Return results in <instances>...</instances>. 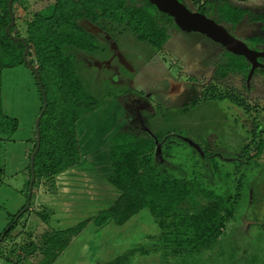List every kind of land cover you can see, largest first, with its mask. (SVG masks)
<instances>
[{"label": "trees", "instance_id": "16d2710c", "mask_svg": "<svg viewBox=\"0 0 264 264\" xmlns=\"http://www.w3.org/2000/svg\"><path fill=\"white\" fill-rule=\"evenodd\" d=\"M8 1L0 0V137H11L17 129L16 120L4 112L2 72L20 66L26 67L22 58L24 45L12 41L5 32L10 23ZM138 1L93 0L92 4L83 6L82 0H54L50 16L34 14L32 20L25 24V36L15 35L23 38L29 46L28 57L37 68L47 101L46 111L39 124L40 148L34 160L33 191L43 187L46 193L56 194V176L82 161L77 123L117 96L108 82H97L95 74L89 71L93 65L81 68L83 65L80 60L78 61L77 53L87 56L104 54L106 46L88 33L80 21L88 19L102 21L107 27H122L156 52L161 51L168 40L166 27H175L173 19L158 12L148 0H143V3ZM190 2L195 12L202 13L221 25L235 26L242 21L245 14L243 9L232 7L225 0ZM15 3L16 0L12 4L13 14ZM213 11L216 15L211 14ZM256 20L261 21L264 27V14L256 16ZM15 29L16 25L10 30L11 33H14ZM258 43L264 44V40L261 39ZM225 54L228 56L225 64L229 63V67L224 66L219 71L223 75L229 71L244 76L249 65L245 59L229 52ZM32 76L39 88L33 73ZM103 93L108 97L105 100L101 98ZM42 106L41 95L40 111ZM7 141L0 138V175L5 171L4 155ZM34 148L35 139L32 151ZM153 150L154 144L151 142L139 143L130 140L111 152L112 167L117 172L129 176L127 181L123 182L116 179L118 187L123 183L119 198L111 207L90 218V222L98 228L108 223L122 225L146 209L157 219L172 220L168 225L158 221L161 230L157 236L162 240L161 256L164 260L171 256L179 257L186 247L189 252L192 250L196 251L195 253L209 248L223 234L227 223L233 217L232 206L240 199L244 176L240 175L233 196L221 197L213 191L203 189L201 185L197 186L195 182L176 178L167 170H163L154 161ZM30 177L29 170V182ZM197 195L208 200V203L197 208L192 207L189 211L180 207L184 202L192 201ZM27 196L28 187L26 198ZM33 196L34 193L31 203ZM30 208L31 205L28 210ZM24 213L17 221H14L17 215L10 216L12 226L0 234V238L3 236L0 255L2 243L10 237V233ZM79 227L61 231L56 242L47 241L42 243L41 247L32 250L40 254L41 258L37 264L54 263L70 245L71 240L78 235L81 230ZM169 246L172 248L166 251L165 248ZM160 252L146 253L159 255Z\"/></svg>", "mask_w": 264, "mask_h": 264}, {"label": "rangeland", "instance_id": "374dc122", "mask_svg": "<svg viewBox=\"0 0 264 264\" xmlns=\"http://www.w3.org/2000/svg\"><path fill=\"white\" fill-rule=\"evenodd\" d=\"M227 1L233 6H253L264 2V0H253L252 2L249 1L248 4L242 5L238 3L237 0ZM82 3L91 4V0H83ZM53 6L54 0H16L14 6L16 25L14 35L24 37L26 22L32 20L34 14H39L43 17L50 16L53 11ZM223 25L230 30V26L226 24ZM182 34H184L190 42H195L193 44L196 46L200 45L203 47L206 41L212 51L215 50V43L203 35L197 33ZM243 34H246V30L239 27V35ZM237 37L244 40L241 36ZM131 40L126 36V40L123 41V38H121L118 43L123 46L124 49L125 47H130L127 46L130 42L135 46L144 44L134 40H132V42ZM170 43H165L162 49L166 51V48L170 49L171 46L174 47V45ZM145 48L150 50L148 46ZM194 51L199 56L201 55L200 47L194 46ZM207 51L208 50L204 51V55ZM77 54H79V58L77 59H79L83 65L81 66L82 69L90 67L94 62L92 58L80 53ZM132 56H127V60H132ZM164 57V60H173L171 56ZM138 62L142 64V69L145 68L151 74L157 72L163 75L164 73V65L162 63L165 64V62H163L160 57H155L153 60L149 61L145 60L143 56L138 59ZM139 64L137 66H139ZM161 64L163 67L160 71L157 67H160ZM166 66L172 67L168 62ZM170 71L175 78L180 80L181 76L177 70L170 69ZM106 73L109 74L108 71H106ZM140 75L141 76L138 77L142 79V72H140ZM182 77L186 78V76ZM241 78V76L233 75L224 81L227 82L228 86L231 85L235 87L236 93L242 94L243 98L241 99L244 102V107L241 108L247 113L252 109L259 108V106L257 102H255L257 98L253 99L250 95H247L243 85L240 83L238 84ZM205 80L208 81L205 82ZM197 82L201 85L198 89V99L195 102L200 110L199 125L196 127V122H194L197 110L194 112L191 111L192 113L190 114H181L180 116H183V118L179 117L178 120L176 117L173 119L174 114L170 109L166 108L163 109V113L159 112L158 115L162 116L164 119L160 127L161 132L156 131V128L152 127V135H147L154 141L150 140L155 146L153 157L159 167L163 170H167L169 167L168 171L172 176L195 182L197 186L201 185L203 189L213 191L218 196H233L236 193L237 181L240 175L244 176V185L240 193V199L232 206V208H234L233 217L227 223L224 234L219 236L209 248L197 253L192 250L189 252L186 247V250L179 255L181 262H178L176 257L173 258L172 256L164 260L161 256L162 240L159 239L160 236H157L159 231L157 226L158 223H155L154 219H149L148 217L146 220L143 219L140 221L139 216L141 214L142 216H154L145 209L131 217L129 219L130 222L125 224L129 226V232L125 231L127 230L124 229L126 227L119 228L114 224L108 225L102 231L93 228L91 226L92 224L88 226H85V223L82 224V226L81 224L77 225L76 227L81 226L79 230L80 228H84L82 233L71 240L69 247L58 257L55 264H264V130H257L258 127L254 130L248 129V127L245 128V125L250 126L248 125L249 121L256 119L259 121L261 116L259 115L258 118H250V116L246 118L243 112L236 114V111L227 110L229 107L228 103H221L216 99L218 97L219 99L227 98V100H229L227 94L223 96L221 94L227 93V91L220 89L221 87L218 86V84L221 85L220 80H215V78H213L210 79L209 82V79L201 76ZM152 86L154 85L149 84V86H147L149 91L153 88L156 89V87ZM122 90L123 87L115 89V91L118 92ZM132 90H135L134 87ZM132 90L131 93L133 92ZM209 94H213L214 96L210 97ZM205 97L206 100L204 102L203 99ZM2 98L7 104L13 106L15 120L17 123L19 122L21 124L19 129L17 127L19 133L16 134L15 139L13 141H7L4 163L7 162L10 166L7 175L1 179L3 184L0 185V213L5 214L6 219L9 221L4 229L8 231L11 222L10 216L13 217L17 215L18 217L27 203L26 183L28 184L29 182L30 154L28 158H23V150L28 145L24 142V138L28 133L32 136L31 133L34 132V121L41 108V94L39 88L36 85L31 71L27 67L20 66L2 72ZM101 98L105 100L108 97L103 93ZM38 102L39 106H34L38 105ZM238 103L243 105V103L239 101ZM185 125L188 127H184ZM141 126L144 127L145 124L142 123ZM163 135L166 137L169 136V138L177 142H168V146L162 148L160 143L162 142ZM125 137L127 136L125 135ZM138 138L142 139L144 135H139ZM123 139V135L112 136L109 146L100 147L101 151H107L108 156H110L111 152L116 147L122 145L126 141L133 140L130 137L122 144L116 146L112 151H109L114 145L123 141ZM140 143L147 142L140 141ZM193 144H197L200 149ZM158 148L160 149L158 150ZM200 150L204 153L203 158H200L197 154ZM158 152L162 160L156 159L155 155ZM206 165H208L207 169L204 167ZM172 166H174V168H172ZM90 167L91 164H83L81 167L73 169L72 172L74 175L62 176V180L69 184L73 183L81 188L89 189L92 192L90 195L92 197L95 192L93 189L95 186L93 179L96 178H94L95 176L93 174L86 171ZM5 171H7L6 166ZM128 176V174L119 173L114 169L112 174L114 179L113 183L117 184L115 180L116 177L117 180L123 182V180L127 181ZM121 186H123V183L119 187L114 186V188L121 193ZM39 189L38 187L37 190L41 193V189ZM37 197L38 195L33 196L30 210L20 217L7 241L13 242L16 236L23 235V228H29L31 223L37 224L39 220H46V217L41 212L44 211L45 214L51 213L50 209L44 210L36 207ZM207 203L208 200L197 195L192 201H186L180 207H182L183 210L189 211L192 207L197 208ZM59 215L68 216L66 223L74 219H76L75 221L86 220V215H75L67 212L58 213V216ZM92 215L93 214H90L89 217ZM41 216L43 218H41ZM154 217L156 218V216ZM156 220L158 222L160 219L156 218ZM160 221L168 225L172 220ZM56 227L57 225L55 228ZM123 232H126V234L120 236L119 233ZM149 233L150 236L148 237ZM36 237L41 239L42 236L39 235ZM101 238H104L106 246L99 245L101 244L99 241ZM23 247L24 246H21L22 249ZM171 248L172 247L169 246L166 247L165 250L168 251ZM114 249L123 250L122 252L124 253L119 255L114 254ZM153 251L161 252L159 255L146 253ZM33 253L34 252H30L28 255ZM37 254L39 253L37 252ZM13 255H15V251L12 246L10 250H8L7 256L9 259H12L14 257ZM36 257L38 256L36 255ZM23 261L24 260L20 261V259H18L19 264H31L30 262ZM11 262L15 264L14 261ZM0 264H3V260L0 261Z\"/></svg>", "mask_w": 264, "mask_h": 264}, {"label": "flooded vegetation", "instance_id": "af4514ba", "mask_svg": "<svg viewBox=\"0 0 264 264\" xmlns=\"http://www.w3.org/2000/svg\"><path fill=\"white\" fill-rule=\"evenodd\" d=\"M178 1L183 3L191 11H194L193 10L194 7L192 6L190 0H178ZM249 1L252 2L253 0H248V1L237 0V2L241 3L242 5L248 4ZM139 2L143 3V0H139ZM225 2L229 4L227 0H225ZM91 4H92V0H91ZM87 5H90V3L83 4V6H87ZM232 7H239L243 9L245 11L244 17L242 21L235 26L227 24V26L231 27L230 28L231 31L227 29L225 26L224 27L228 30V32L232 36L244 42L250 49L256 51H264V44L258 43L261 42V39L264 40L263 37L264 27L261 21L256 20V16L264 14V2L260 4H255L253 6L232 5ZM211 14L216 15L215 11L211 12ZM100 18L103 19L104 17H100ZM214 18H218V17L214 16ZM80 23L81 26L88 33H90L92 36H95L97 40L101 42L102 45L106 46V52L104 54L101 53L92 56H87V55L84 56L94 59V62L92 63L93 67L90 70V72H93L95 74V76L97 77V82L98 83H100V81L108 82L112 87L113 93L117 94V96L112 101L107 103L105 106L106 109H110L114 104H116L113 112L112 110H110V115L114 114V119L112 120L114 124H119V127L123 126L121 127V129L123 130L122 135L138 134V133H142L143 131L147 132L149 135H152L153 131L151 130L150 123L152 121L163 120V118H161L162 116L160 117L158 115L161 110L163 113L164 108H168L171 111H180L178 113L179 116L181 114L184 115L190 114L196 110H197L196 115H198L200 110L196 106L195 102L198 99V95H197L198 89L201 86L197 82L199 77L203 76V78L209 79V82L210 79L213 78H215V80H220L221 85L218 83L217 84L221 88L220 87L218 88L226 90L225 88H227L228 85L227 82H225L224 80L232 77L233 75H238V74H232L229 71L225 72V74L223 75L219 71L224 66L226 68L229 67V63L225 64V60L228 58V56L225 54V52L227 51L224 50L222 46L215 43V50L214 51H212V49L210 51L208 50L205 54L206 60L204 62H198L197 60L201 57V55L204 54V51L207 49H205L200 45L196 46L195 44L190 42L187 39V37L184 36V34H182L185 32L180 31L178 28H176V26L175 27L169 26L166 27L168 31L167 33L168 40L173 41V43H175L178 48L186 47L190 49L188 58L184 57L185 67L183 68V70L177 71L181 76V78L180 80H173L172 78L169 79L168 77H166V75H164L161 78L159 77V79H157L156 77L151 76L145 79L144 82L142 79L138 77L141 76L140 72L141 70H143L142 64H139L138 59L144 56L145 60L151 61L154 59L152 53H156V51L153 52L154 50H152L151 48L150 50L148 48L144 49L140 46H135L133 44H131L130 47H125L124 49V47L118 43L120 42L121 38H123V41L126 40V36L129 37V40L131 39L134 41H138V40L136 39V37L123 30L122 27H118V28L112 26L107 27L106 23L102 21H94L88 19H83L80 21ZM239 27H242L243 30L245 29L246 34L239 35ZM237 36H241L242 39H244L245 41L241 40V38H238ZM194 46L198 48L200 47L201 49L200 56L195 53ZM138 47H140L141 50L138 49ZM163 50L164 49H162L161 51ZM167 53H169V56L173 58V61H176L174 62L175 64L177 62H180V60L183 61L182 58H180L179 53L177 52L174 53L173 51H169ZM130 55L131 56L134 55L137 59L134 56H132L133 59L128 61L126 57ZM78 56L79 55H77V58H79ZM258 61L261 65L264 66V58H259ZM138 64L139 66H137ZM248 64H249L248 71L246 72V74L244 76L238 75L242 77L238 82V84L239 83L242 84L245 93H247V95H250L254 99L256 98L254 97V95L260 94V92L264 90V67L256 68L250 80H247L251 66L250 63ZM106 71H108L109 74H107ZM182 76H186V78H183ZM148 81L149 83L147 84ZM207 81L208 80H205V82ZM149 84L154 85L152 87H156V89L153 88L152 90L149 91V88L147 87V85ZM165 84H168V88L164 87ZM120 87H123L122 91L119 92L115 91V89H118ZM133 87L135 90H132ZM229 87H231V85ZM131 90L133 91L132 93ZM245 93L243 94L247 96ZM221 94L223 96L226 93H221ZM209 95L210 97L214 96L213 94H209ZM165 96L167 97V100ZM148 97L151 98L154 102L152 106H150V108H148V110L145 112L143 106L144 105L146 106L147 104L146 100L149 101ZM216 99H218V101L221 103L229 101L227 100V98L219 99L217 97ZM205 100L206 97L203 99V101L205 102ZM236 105L238 107H244V106H240L242 104L238 102H236ZM254 110L255 109H252L247 113L245 110H242V112L245 114L246 118L249 116L250 118H255V117L258 118L259 114L257 113V111L254 112ZM236 114H239L238 110ZM261 122H262L261 119L259 121L257 119L253 121H249L248 125L250 126L245 125V128L248 127V129L250 128L254 130ZM142 123L145 124L144 127L141 126ZM184 127H188V126L185 125ZM260 129L263 128H259V127L257 128V130ZM162 138H163L162 142L160 143L162 148L168 146L167 145L168 142H177V141H173L174 139L169 138V136L166 137L165 135H163ZM159 149L160 148H158V150ZM154 150H155V146H154ZM197 154L200 156V158H203L204 156L202 150H200V152ZM204 167L205 169H207L208 165ZM172 168H174V166H172ZM168 169L169 167L167 168V171Z\"/></svg>", "mask_w": 264, "mask_h": 264}, {"label": "crops", "instance_id": "0c3cea01", "mask_svg": "<svg viewBox=\"0 0 264 264\" xmlns=\"http://www.w3.org/2000/svg\"><path fill=\"white\" fill-rule=\"evenodd\" d=\"M263 37H264V33H263ZM167 42H169V43L171 42L175 48L171 46L170 49L166 48V51L163 50L160 52L152 53L154 58L160 57V59H162V61L165 62V64L162 63L164 65L163 75L158 74L157 72H155L154 74H151L150 72H148V70L143 68V70H141V72L143 74L142 80H145L151 76H154L157 79H159V77L161 78L164 75H166V77H168L169 79L172 78L173 80H178L177 78H175L174 75H172L170 69H174L177 71L183 70V68L185 67L184 57L188 58L189 53H190V49L186 48V47L178 48L177 45L170 40H167ZM192 43H195V42H192ZM127 46H131V42L129 45L127 44ZM138 46L146 49L145 47H147L148 45L143 44V45H138ZM140 47H138V49L141 50ZM203 47L209 51L211 50V47L207 44V42H205V45ZM169 51H173L174 53H176V52L179 53L180 58H182L183 61L180 60V62H177L175 64L174 62H176V61H173V60L170 61L169 59L164 60V58H165L164 56H169V53H167ZM153 52H155V51H153ZM205 60H206V58H205V55L203 54V55H201V57L197 61L198 62H204ZM167 62L169 65L172 66L171 68L169 66L168 67L166 66ZM162 64L160 67H157L158 69H160V71L163 67ZM180 66H181V68H180ZM148 83H149V81L147 82V84ZM147 86H149V85H147ZM164 87L168 88V84H165ZM166 91H167V89H166ZM226 91H227L226 94L229 98V101L227 102L229 107L227 108V110H230L233 112H235V111L237 112V110H238L239 112L240 111L242 112V110H241L242 108L238 107L236 105V102L239 101V102L243 103V105H240V106H244V102L241 99V98H243L242 94L236 93L237 92L236 88L233 86H231V87L228 86L226 88ZM257 93H259V92H257ZM147 96H148V94H147ZM254 97L257 98L256 102L259 106V108H256L254 110V112L257 111V113L260 116H262V118H261L262 122L257 127L264 129V112H263L264 111V90L262 92H260V94L254 95ZM148 99H149V101L146 100V102H147L146 106L145 105L143 106L144 107L143 109L145 112L148 110V108H150V106H152V104L154 102L151 98L148 97ZM2 101H3L4 112L6 113V115H8L9 117H11L15 120V117L13 115V106L11 104H7L6 101L3 100V98H2ZM110 105H112V104H110ZM115 105L116 104H114L110 109H106V106H104V107L92 112L90 115L84 117L83 119H81L77 123L76 129H77V134L79 137V145H80V150H81V155H82L81 163L79 165L73 167V168H70L66 171H63L62 173H60L59 175L56 176L55 182H56V187H57V194L51 195L50 193H46L45 189L43 187H40L41 193H39L37 189L35 191H33L35 196L38 195L36 207L37 208L39 207V208L44 209V210L50 209L51 213L45 214L44 211L41 212L46 217V220H44V221L39 220V221H37V224L31 223L29 228L28 227L23 228L24 234L19 235L16 238H14L13 242L5 240L2 243V246H1L2 254L0 255V261L3 260V264H13L11 261H14L15 264H19L18 259H20V261L24 260L26 262H30L31 264H37L40 261L41 257L39 256V254H37V252H34L33 254L28 255L30 253V251L32 252V250H35L36 247L37 248L41 247L42 243H44V242H47V241H49L50 243L56 242L60 238L59 232H61V231H64V230L66 231L68 229L74 228L79 224L82 225L85 223V226L91 225L92 223L90 222V218L95 216L98 212L111 207L117 201V199L120 196V192H118L114 188V186L118 187V184L113 183L114 179L112 177V174H113L114 167L112 168L113 165H111V163H112V160L110 158L111 155L108 156L107 151L103 152V151H101V148H100L103 146H109V143H111V137L112 136H120V135L122 136L123 130L121 129V127H123V126L119 127V124H114L112 122V120L114 119V114L110 115V110H112V112H113V110L115 109ZM34 106H36V107L39 106V102H38V105H34ZM164 109H166V108H164ZM153 112H154V110H153ZM160 112L162 113V110ZM179 112L180 111H172V113L174 114L173 119L176 117V119L179 120V118H178V117H180L178 114ZM199 116H200V112L198 115H196L195 120H194L196 122V127L200 123ZM163 120L162 121H152L150 123V127L156 128V131L161 132L160 127H161V124L163 123ZM20 125L21 124L18 122L17 123L18 129L20 128ZM18 129H17V131L14 132L13 136H11V137L1 136L0 138L6 139L8 141H13L15 139L16 134L19 133ZM31 132H32V130H31ZM147 134H148L147 132L143 131L142 133H138V134L126 135L127 137H125V135H123L124 136L123 141L114 145V147H112V149H110L109 151H112L116 146L122 144L123 142H125L130 137L139 143H140V141L141 142H150V140H152V139ZM31 135L33 136V138H32V136H30V133H28L27 136L24 138V142L28 145L23 150L24 151L23 158H28L29 154H31L30 152L32 151L33 140L35 139L34 132H32ZM139 135H144V138H142V139L138 138ZM7 143L8 142H6V144ZM6 147H7V145H6ZM5 153H6V148H5ZM29 158H30V156H29ZM219 163H218V166H219ZM83 164H87V165L91 164V167L88 168V170H86V171H88L90 174H93L95 176L94 178H96V179H93V182L95 184L93 189L95 190V192H94V195L92 197L90 196L92 194V192L89 189L81 188L80 186H77L76 184H73V183L69 184V183L62 180V176L74 175L72 172L73 169H77L78 167H81ZM5 166H6L7 171H4V174L0 175V185L3 184L1 179H3L7 175L8 168L10 165L7 162H5ZM177 178H180V177H177ZM116 179H117V177L115 178V180ZM27 187H29V186L26 183V190H27ZM26 200H27V198H26ZM19 206H21V205H19ZM64 212L73 213L75 215H86L85 216L86 220L75 221L76 219H74V220H70L69 223H66L68 220L67 215H59L58 216V213H64ZM90 214H93V215L91 217H89ZM139 217H140V221L143 219L146 220L148 217L149 219H154L155 223H158L154 216H147V215L142 216V214H141ZM41 218H43V217L41 216ZM128 222H130V220L125 222L124 224H122L123 226L117 225V227H119V228L126 227V228H124V229H127L125 231L129 232L128 231L129 226L125 225ZM148 222H149V220H148ZM8 223H9V221L6 219L5 214L0 213V234L4 231V229L8 225ZM111 224H114V223H108L102 228L101 227L98 228V227L94 226L93 224L91 226L93 228L99 230V231H102L104 228H106L108 225H111ZM56 225H57V227L55 228ZM114 225H116V224H114ZM157 226L159 229V231H158V234H159L161 229L159 227V224ZM83 229L80 230L78 235L82 233ZM224 232H225V230L223 231V234H224ZM150 233H149L148 237L150 236ZM125 234H126V232L119 233L120 236H123ZM39 235L42 236L41 239L36 237ZM78 235H76L75 237H77ZM99 241L101 242V244H99V245L106 246L104 238H101ZM22 242H24V243H22ZM12 246L14 247L15 255H13L14 257L12 259H9L7 256V253H8V250H10V247H12ZM21 246H24L23 249L21 248ZM113 251H114V254H117V255L124 253V252H122L123 250H115L114 249ZM5 253H6V257H5ZM154 254L158 255L156 253H154ZM36 255L38 257H36ZM176 259L178 260V262H181V259L179 257H177ZM55 263H56V261L52 264H55ZM107 264H109V263H107Z\"/></svg>", "mask_w": 264, "mask_h": 264}, {"label": "water", "instance_id": "95a60500", "mask_svg": "<svg viewBox=\"0 0 264 264\" xmlns=\"http://www.w3.org/2000/svg\"><path fill=\"white\" fill-rule=\"evenodd\" d=\"M13 1L14 0H9L7 4L10 23L6 27L5 32L12 41L20 42L24 45V52L22 55L24 64L37 79L43 100L42 109L39 112L34 122L35 148L31 152L29 158V170L31 177L28 187L27 203L25 208L20 212L21 215L22 213H24L29 209L31 203V197L33 195V183L35 180L34 160L40 148L39 124L44 112L46 111L47 101L37 68L30 62V59L28 57V52H29L28 44L23 38L16 37L14 33H11L10 31L15 26V16L12 11ZM148 1L157 9L158 12L167 14L169 17H171L173 19L176 28H178L180 31L185 33H197L203 35L207 37L209 40L213 41L214 43L222 46L223 49L226 50L227 52L236 56H242L251 65L247 80H250L256 68L264 67L258 61L259 58H264V51H256L250 49L244 42L232 36L223 25L216 23L214 20L206 17L204 14L191 11L178 0H148ZM239 1H248V0H239ZM193 145L195 147H198L197 144H193ZM155 157L156 159H161L160 153L159 152L156 153ZM18 217H16L14 221H17ZM10 226H12V224H10ZM2 239L3 236L0 238V242L2 241Z\"/></svg>", "mask_w": 264, "mask_h": 264}, {"label": "bare ground", "instance_id": "6f19581e", "mask_svg": "<svg viewBox=\"0 0 264 264\" xmlns=\"http://www.w3.org/2000/svg\"><path fill=\"white\" fill-rule=\"evenodd\" d=\"M166 97V96H165ZM166 100H167V97H166Z\"/></svg>", "mask_w": 264, "mask_h": 264}]
</instances>
